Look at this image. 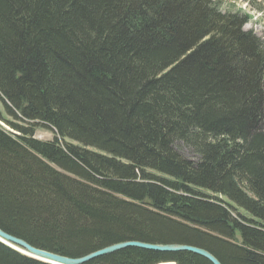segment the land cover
<instances>
[{"label":"trees","instance_id":"trees-1","mask_svg":"<svg viewBox=\"0 0 264 264\" xmlns=\"http://www.w3.org/2000/svg\"><path fill=\"white\" fill-rule=\"evenodd\" d=\"M249 20L219 0H0V228L68 257L136 240L264 264V41ZM165 261L211 264L136 247L85 264ZM0 264L49 263L0 241Z\"/></svg>","mask_w":264,"mask_h":264},{"label":"water","instance_id":"water-1","mask_svg":"<svg viewBox=\"0 0 264 264\" xmlns=\"http://www.w3.org/2000/svg\"><path fill=\"white\" fill-rule=\"evenodd\" d=\"M0 241L26 256H29L31 258L49 264H85L94 258L104 256L127 247H136V248L158 251V252L188 251L207 259L211 264H222L212 253H210L206 249L192 245L177 244V243L161 244V243H147L136 240L122 241L108 245L106 247H103L101 249L90 252L80 257H68L34 247L29 243H27L25 240L3 231L1 228H0ZM157 264H176V263L174 261H165Z\"/></svg>","mask_w":264,"mask_h":264},{"label":"rangeland","instance_id":"rangeland-1","mask_svg":"<svg viewBox=\"0 0 264 264\" xmlns=\"http://www.w3.org/2000/svg\"><path fill=\"white\" fill-rule=\"evenodd\" d=\"M222 4V9L227 11H239L250 16L248 23L244 25L245 31H253L256 36L264 41V0H219ZM0 125L7 130H11L3 121ZM34 137L40 140H52L54 132L48 128L39 126L37 127ZM178 151L189 159H196L195 155L190 149L179 144L177 145ZM240 213L249 216L247 212L242 209L238 210Z\"/></svg>","mask_w":264,"mask_h":264}]
</instances>
